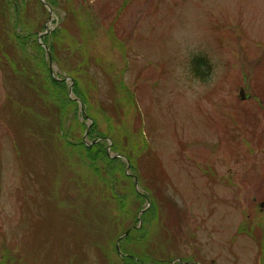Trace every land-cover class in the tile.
Masks as SVG:
<instances>
[{"label":"rangeland","instance_id":"rangeland-1","mask_svg":"<svg viewBox=\"0 0 264 264\" xmlns=\"http://www.w3.org/2000/svg\"><path fill=\"white\" fill-rule=\"evenodd\" d=\"M128 252L264 264V0H0V264Z\"/></svg>","mask_w":264,"mask_h":264},{"label":"trees","instance_id":"trees-1","mask_svg":"<svg viewBox=\"0 0 264 264\" xmlns=\"http://www.w3.org/2000/svg\"><path fill=\"white\" fill-rule=\"evenodd\" d=\"M199 63L198 62H194L193 63V68H194V71H196L195 72V75H197V68L199 67ZM201 65H206V62L205 63H203V64H201ZM52 83H54V82H56V80L53 82V80L51 79L50 80ZM76 83V82H75ZM58 85H59V83H57ZM82 89V88H81ZM80 89V90H81ZM74 92L76 93V94H79V83H78V85H77V88L74 90ZM82 92V91H81ZM79 98H80V100H82L85 104H87V106L89 105V102H88V97H87V95L85 94V93H80V96H79ZM130 98H131V100L133 99V96H132V94H130ZM89 108V107H88ZM105 151V150H104ZM113 151V150H112ZM105 155H106V157H107V159H108V161H109V163H111V164H113V163H116V162H118V159H120V158H111L110 157V155H109V153H108V151H105ZM133 192L134 191H131L130 192V194H128V196H130V195H132L133 194ZM134 221H135V219H134ZM134 225V224H133ZM132 225V226H133ZM131 226V227H132ZM136 231H139V230H136ZM135 239H136V237H134ZM128 254H130L129 252H128ZM131 255V254H130Z\"/></svg>","mask_w":264,"mask_h":264},{"label":"water","instance_id":"water-1","mask_svg":"<svg viewBox=\"0 0 264 264\" xmlns=\"http://www.w3.org/2000/svg\"><path fill=\"white\" fill-rule=\"evenodd\" d=\"M48 32V31H47ZM43 36V34L40 35V38Z\"/></svg>","mask_w":264,"mask_h":264}]
</instances>
